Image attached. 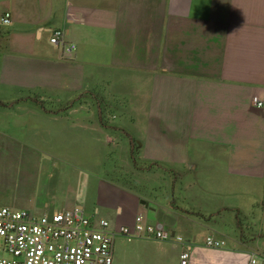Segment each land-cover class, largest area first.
Returning <instances> with one entry per match:
<instances>
[{
    "label": "crops",
    "instance_id": "obj_1",
    "mask_svg": "<svg viewBox=\"0 0 264 264\" xmlns=\"http://www.w3.org/2000/svg\"><path fill=\"white\" fill-rule=\"evenodd\" d=\"M254 97L264 0H0V172L49 178L38 215L78 210L111 229L142 215L171 233L117 236L114 264H180L184 251L188 264H264Z\"/></svg>",
    "mask_w": 264,
    "mask_h": 264
},
{
    "label": "built area",
    "instance_id": "obj_2",
    "mask_svg": "<svg viewBox=\"0 0 264 264\" xmlns=\"http://www.w3.org/2000/svg\"><path fill=\"white\" fill-rule=\"evenodd\" d=\"M4 25L11 23V14L1 19ZM51 44L65 46L70 56L74 45L64 44V33L55 30ZM252 103L262 108L264 103L254 97ZM117 236L154 241H169L171 233L162 227L148 224L142 215L131 226L111 229L106 220L95 222L78 210L61 209L52 213L35 214L29 210L0 207V264H114V241ZM183 243L181 236L174 237ZM208 248H222L224 241L208 237ZM189 251L182 252L180 264H188ZM250 264H261L252 256Z\"/></svg>",
    "mask_w": 264,
    "mask_h": 264
},
{
    "label": "rangeland",
    "instance_id": "obj_3",
    "mask_svg": "<svg viewBox=\"0 0 264 264\" xmlns=\"http://www.w3.org/2000/svg\"><path fill=\"white\" fill-rule=\"evenodd\" d=\"M11 161L5 155H1L0 164L6 166ZM22 161L18 159L16 163L20 164ZM35 180V184L26 183L25 177L15 176L11 178L13 183H8L9 177H6L3 172H0V207H13L17 206L18 203H26L31 205V210L39 212L40 210L45 211V204L47 201H51V196L55 195L53 192L48 190L46 185H43L44 180L49 179L45 176H40ZM33 182V181H32ZM10 184V185H9ZM52 202V201H51ZM57 204V203H56ZM56 207V206H55ZM59 208V206L57 207ZM55 208H51V213L54 212ZM39 214V213H37Z\"/></svg>",
    "mask_w": 264,
    "mask_h": 264
}]
</instances>
